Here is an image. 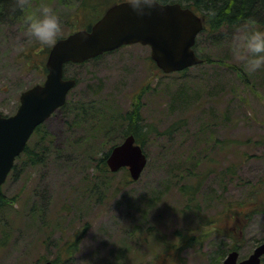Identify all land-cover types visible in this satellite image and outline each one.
Masks as SVG:
<instances>
[{"label": "rangeland", "instance_id": "rangeland-1", "mask_svg": "<svg viewBox=\"0 0 264 264\" xmlns=\"http://www.w3.org/2000/svg\"><path fill=\"white\" fill-rule=\"evenodd\" d=\"M87 1L48 0L60 36L118 0ZM261 8L252 21L201 32L203 62L186 72L164 73L141 43L68 64L78 83L69 107L45 122L53 141L29 140L48 146L47 157L1 185L10 203L0 210V264H211L234 244L248 256L264 240V68L247 71L232 47L238 28L264 29ZM3 10L0 110L12 114L22 91L45 80L48 53L29 37L17 0ZM77 105L87 112L76 126ZM137 126L148 156L140 178L102 174L97 160ZM182 185H196L195 197Z\"/></svg>", "mask_w": 264, "mask_h": 264}, {"label": "water", "instance_id": "water-1", "mask_svg": "<svg viewBox=\"0 0 264 264\" xmlns=\"http://www.w3.org/2000/svg\"><path fill=\"white\" fill-rule=\"evenodd\" d=\"M203 28V17L179 2H168L140 16L122 1L109 7L89 29L58 38L46 60L45 80L22 91L14 114L0 111V185L36 127L66 102L76 85L75 78L64 77L67 62H83L125 44L142 43L151 47L153 60L164 72L181 71L202 62L194 45ZM106 162L112 172L127 167L132 179L137 180L148 157L130 133L110 149ZM263 257L264 241L244 258L238 249L230 250L219 264H261ZM43 264L58 263L50 259Z\"/></svg>", "mask_w": 264, "mask_h": 264}, {"label": "trees", "instance_id": "trees-1", "mask_svg": "<svg viewBox=\"0 0 264 264\" xmlns=\"http://www.w3.org/2000/svg\"><path fill=\"white\" fill-rule=\"evenodd\" d=\"M82 1L83 2L81 3V5H84L86 7L90 6V5H88L87 0H82ZM118 1H123V0H118ZM169 2H180L184 6L191 7L195 12L204 16L205 22H204V29L202 32H204V31L205 32L216 31L222 25L233 26V25H239L240 23H243L245 21H252V19H254L253 16H255L256 13H258L259 11L262 10L261 7H264L263 2L261 0L260 1L259 0H169ZM12 3H13V0H0V8L1 7H3V8L9 7L10 8ZM2 12H4V10L1 11L0 14ZM95 21H93V22L91 21L85 27H80V28H90L91 25ZM80 28L72 29L71 32L78 30ZM263 28H264V26H263ZM61 36H59V37H61ZM197 44H198V39H197V42L195 45V49H197ZM50 48H51V46H49V47L46 46L44 49H41L43 56H44V54H46V52L48 53ZM33 56H34V52L27 53L28 59H31ZM67 65L68 64H66V66H65V72L67 69L66 68ZM41 67L44 69V71L47 72L45 56H44V59L42 58V60H41ZM187 69H185L181 72H186ZM62 107H64V108L69 107V101L67 100V102ZM73 111L74 112H73L72 123L77 126L82 121L81 117H83V114H85L87 112V109L85 106L79 107L77 105L76 107L73 108ZM102 116L103 115H101V117ZM128 120H129V122L133 121L131 116H129ZM81 128H82V126H81ZM136 128L135 127L132 128V131L125 130L124 134L126 136L129 133H133L137 139V142L143 146V141L141 140V136L138 132V126ZM104 129H105V133L112 132L114 129V125L105 126ZM33 135L37 136V138H38L37 143L43 142V141H49V140H50V142L53 141V139L50 138L52 134H50L47 131V129L45 127V123L40 124L36 128ZM48 135H50V137ZM114 144H116V143H114ZM31 145L32 144L30 142H28L24 151L16 158V161H15V164L13 166V170L11 171V173H13V174H15L16 172L20 173V170L22 167H24L26 165L33 166L37 163H42L45 160V158L47 157V151L49 149V148H47L48 146H44L41 149H37L36 147H33ZM110 148L108 149V151L105 154H103V156H101L97 160L98 162L96 163V167L105 176H108V173L110 172L108 165H107V162H106V157H107V154H108ZM124 169H125V173L128 176H130L128 169L127 168H124ZM228 170L232 171V167H229ZM195 186L196 185H194V186L182 185L181 190H183L184 193L185 192L188 193V195L191 198H194L195 194H196V189H191V188L192 187L194 188ZM9 203H10V199L5 195V193L3 192L2 186L0 185V210L2 208H4L6 205H9ZM235 217H236V219L240 220L242 217V211L240 212L237 210ZM2 220L0 221V223H4ZM4 239H6V232H5V229L3 227V229H2V240H4ZM237 247L238 246H236L235 244L233 246H229L225 251H223L219 255L218 258H215L211 264L220 263L223 260V258L226 256V254H227L226 252H228L231 249L237 248ZM261 264H264V258H263Z\"/></svg>", "mask_w": 264, "mask_h": 264}, {"label": "clouds", "instance_id": "clouds-1", "mask_svg": "<svg viewBox=\"0 0 264 264\" xmlns=\"http://www.w3.org/2000/svg\"><path fill=\"white\" fill-rule=\"evenodd\" d=\"M168 2L169 0H124L140 16L150 13L152 9L163 8ZM17 7L24 13V24L30 38L47 46L56 44L62 32V20L52 3L40 0L35 10H29L33 7L31 0H17ZM232 53L249 72L264 68V29L238 28Z\"/></svg>", "mask_w": 264, "mask_h": 264}]
</instances>
